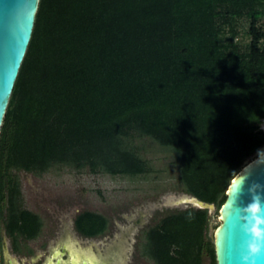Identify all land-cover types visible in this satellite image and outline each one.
Here are the masks:
<instances>
[{
	"label": "trees",
	"instance_id": "trees-1",
	"mask_svg": "<svg viewBox=\"0 0 264 264\" xmlns=\"http://www.w3.org/2000/svg\"><path fill=\"white\" fill-rule=\"evenodd\" d=\"M264 0H38L0 124V227L33 237L17 177L53 166L136 177L133 144L173 154L183 193L217 208L244 160L264 144ZM211 217L169 211L143 231L153 264H215ZM104 215L74 218L85 236Z\"/></svg>",
	"mask_w": 264,
	"mask_h": 264
},
{
	"label": "rangeland",
	"instance_id": "rangeland-1",
	"mask_svg": "<svg viewBox=\"0 0 264 264\" xmlns=\"http://www.w3.org/2000/svg\"><path fill=\"white\" fill-rule=\"evenodd\" d=\"M259 126L264 129V122ZM133 144L150 165V171L142 176L92 174L85 169L75 171L66 166H53L38 175L12 171L18 180L22 207L51 223L56 219L54 216L71 207L76 212L100 213L107 219L106 231L115 224L114 233L118 234L101 253L99 261L102 264H153L140 255L143 231L173 210L169 206L183 191L171 152L147 138H135ZM217 214L218 208L214 206L209 214L213 225L218 223ZM138 218L144 222L141 227L135 223ZM213 227L208 228V237H212ZM202 264H209L205 255Z\"/></svg>",
	"mask_w": 264,
	"mask_h": 264
},
{
	"label": "water",
	"instance_id": "water-1",
	"mask_svg": "<svg viewBox=\"0 0 264 264\" xmlns=\"http://www.w3.org/2000/svg\"><path fill=\"white\" fill-rule=\"evenodd\" d=\"M38 0H0V124L30 38ZM230 180L212 229L215 264H241L250 244L264 245V144ZM173 205L204 209L213 203L182 193ZM264 264V258L258 261Z\"/></svg>",
	"mask_w": 264,
	"mask_h": 264
},
{
	"label": "flooded vegetation",
	"instance_id": "flooded-vegetation-1",
	"mask_svg": "<svg viewBox=\"0 0 264 264\" xmlns=\"http://www.w3.org/2000/svg\"><path fill=\"white\" fill-rule=\"evenodd\" d=\"M169 207L178 209L174 205ZM78 213L75 208H68L54 216L53 223L44 222L36 213L41 227L33 237L9 234L0 227V264H102L100 255L118 235L114 233L117 227L113 224L108 232L106 226L101 234L85 236L74 227ZM135 223L141 227L144 222L138 218Z\"/></svg>",
	"mask_w": 264,
	"mask_h": 264
},
{
	"label": "clouds",
	"instance_id": "clouds-1",
	"mask_svg": "<svg viewBox=\"0 0 264 264\" xmlns=\"http://www.w3.org/2000/svg\"><path fill=\"white\" fill-rule=\"evenodd\" d=\"M261 121L264 122V119ZM262 258H264V245L250 244L246 253L242 254L241 264H258V261Z\"/></svg>",
	"mask_w": 264,
	"mask_h": 264
}]
</instances>
